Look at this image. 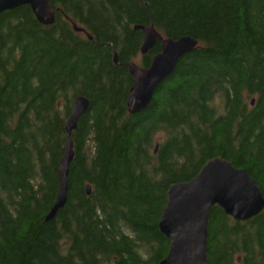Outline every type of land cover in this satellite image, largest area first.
Returning a JSON list of instances; mask_svg holds the SVG:
<instances>
[{
  "label": "trees",
  "instance_id": "1",
  "mask_svg": "<svg viewBox=\"0 0 264 264\" xmlns=\"http://www.w3.org/2000/svg\"><path fill=\"white\" fill-rule=\"evenodd\" d=\"M50 2L49 28L28 7L0 15V264H159L169 187L215 158L264 197V0ZM135 27L197 47L130 116ZM79 97L89 108L71 136L66 204L46 223ZM207 264H264V212L236 223L213 208Z\"/></svg>",
  "mask_w": 264,
  "mask_h": 264
},
{
  "label": "water",
  "instance_id": "2",
  "mask_svg": "<svg viewBox=\"0 0 264 264\" xmlns=\"http://www.w3.org/2000/svg\"><path fill=\"white\" fill-rule=\"evenodd\" d=\"M22 7H28L42 27L54 25L55 11L50 0H0V15ZM72 27L75 33H83L75 25ZM133 31L142 35L139 49L142 57L157 42H160L161 50L151 59L148 69H140L134 64L128 66L132 86L126 109L130 116L149 107L158 87L173 75L178 62L193 53L197 46V42L189 38L163 40L153 27H135ZM88 108L89 103L83 98H76L73 102L65 126L66 149L59 163V189L55 203L45 218L46 223L65 207L69 167L73 161L71 135ZM156 151L157 146L154 153ZM86 194L90 195L89 187H86ZM215 207L234 222L247 223L264 212V197L245 171L234 168L221 158L207 161L194 179L172 185L167 191L166 206L158 229L169 246L166 257L159 264H207L208 220Z\"/></svg>",
  "mask_w": 264,
  "mask_h": 264
},
{
  "label": "rangeland",
  "instance_id": "3",
  "mask_svg": "<svg viewBox=\"0 0 264 264\" xmlns=\"http://www.w3.org/2000/svg\"><path fill=\"white\" fill-rule=\"evenodd\" d=\"M141 60H142V57H140V55H138L137 58L132 60L129 65L134 64V65H136L138 67H142L141 66Z\"/></svg>",
  "mask_w": 264,
  "mask_h": 264
},
{
  "label": "bare ground",
  "instance_id": "4",
  "mask_svg": "<svg viewBox=\"0 0 264 264\" xmlns=\"http://www.w3.org/2000/svg\"><path fill=\"white\" fill-rule=\"evenodd\" d=\"M87 112V111H86ZM84 116V115H83Z\"/></svg>",
  "mask_w": 264,
  "mask_h": 264
}]
</instances>
